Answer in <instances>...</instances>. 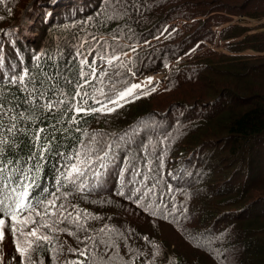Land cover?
<instances>
[{"label":"trees","instance_id":"obj_1","mask_svg":"<svg viewBox=\"0 0 264 264\" xmlns=\"http://www.w3.org/2000/svg\"><path fill=\"white\" fill-rule=\"evenodd\" d=\"M27 4L0 0V91L22 114L6 176L35 185L33 210L0 213V264H180L151 224L218 264H264V222L242 219L264 203V0H36L32 40Z\"/></svg>","mask_w":264,"mask_h":264},{"label":"rangeland","instance_id":"obj_2","mask_svg":"<svg viewBox=\"0 0 264 264\" xmlns=\"http://www.w3.org/2000/svg\"><path fill=\"white\" fill-rule=\"evenodd\" d=\"M33 1L35 2L36 0H28V4L25 6V8H21L19 10V13H20L19 26L22 29V34L19 36L20 37L25 36L24 38L29 39V40L34 39V36L36 35V33L32 30V27L34 25V21L32 19V16L30 15V12H31L33 6L28 11L26 10L27 7L30 5V3L31 4L34 3ZM248 22L250 25L251 24L255 25V24L260 23V22L254 21V20H248ZM263 23H264V21H263ZM162 78L163 77H161L160 75L154 74V75H147V76L138 77V78L134 79L132 86L127 91L123 92V94H126L129 92V90H131V94L125 95L123 99H121V97H119V99L116 101V103H119V104L125 103L128 99H130L133 96V94L137 90L144 89V88L148 87L149 85L154 84L155 86H159L160 84L163 83ZM218 131L219 130H217V132ZM253 149H256L255 155L253 158L259 159L261 154L257 152L258 148L255 146ZM257 162H256V165H257ZM260 163H261V166H263V163L262 162H260ZM260 163H259V167H260ZM240 182L242 184L244 182V179L241 178ZM105 189H107V190L113 189V186H111V184H108L107 187H105ZM110 193H111L110 191L104 192V193L98 195L97 197H93L91 199L102 198V199H106L107 201H110L109 197H112L113 199H116V200L120 199L119 197H116L115 195H110ZM261 193H264L263 190H261ZM225 196L226 195H224V197ZM219 199H221V198H219ZM193 205H194V201H192L191 208H193ZM253 208L254 209L250 213L245 212L243 214L244 217L242 219H246V220L250 219V221H252V219H256L258 223H262V221L264 222V203L263 204L260 203ZM98 209L99 208H96L97 211H98ZM255 212H261V213L256 214L258 216L255 217V215H253ZM234 214H237V213H234ZM190 216H191V219H194L193 220L194 223H197L200 220L198 217H194L193 212ZM135 220H136V223L138 225H140L142 223V218H139L138 216L135 217ZM253 224H255V223H253ZM191 227H193V226H191ZM140 229L144 233H148L151 236L157 237L159 240L165 241L168 244H170L171 250H174V251L180 253V256L182 258L180 264H187V263H185L186 261L191 262V263L218 264L208 254L193 251L192 248L189 246V244H187L186 242H184L182 240L181 235L169 225L160 226V230H157V228L153 224L143 226ZM170 252L172 253V251H170ZM173 253H175V252H173ZM245 260L247 261V263L251 264V262L248 260V258H245Z\"/></svg>","mask_w":264,"mask_h":264},{"label":"snow or ice","instance_id":"obj_3","mask_svg":"<svg viewBox=\"0 0 264 264\" xmlns=\"http://www.w3.org/2000/svg\"><path fill=\"white\" fill-rule=\"evenodd\" d=\"M24 75L27 76V73L25 72ZM22 80L23 78H21V82ZM12 82H15V78H13ZM29 82L31 83V80ZM42 83L43 82H41V85ZM32 93H36L41 98H43L44 96V93L39 91V89L36 86H33L31 91L29 92V95H32ZM130 94H131V90H129V92L126 94H122L121 99H123L125 95H130ZM60 103H63V101H60ZM43 106L47 107L49 110H51L53 107L51 101L47 102ZM76 111L77 113H79L84 110L77 108ZM21 116H22L21 113H15L14 110H10L6 108L2 91H0V213L10 216L12 221H17L18 214L22 210H25V209L33 210V206L30 205L27 201L29 199V190L35 187L33 183V178L27 173H21L23 176L22 179L13 180V175L17 171L13 169V172L8 173L6 176V173L8 172V169H7L8 161H5L3 157H4V146L7 144L8 137L4 135V132L6 130L9 134H14L15 131L17 130L16 121ZM6 119H7V124H5ZM43 131H44L43 129L35 130V135H34L35 141L38 142L40 140V133ZM47 151H48V148L46 146H41V159H43V153ZM71 171L72 173L82 174L81 170L76 167H73ZM7 201L12 202L11 211H6ZM4 223H5L4 219L0 218V241H2L4 238V233H3ZM19 223H26V221H19ZM11 231L15 233L16 229L12 228ZM30 235L36 236L37 233L33 231L30 233ZM37 239L47 240L48 237L46 236L37 237ZM18 250H20L19 246H18ZM20 254L21 256L25 255L23 250H20Z\"/></svg>","mask_w":264,"mask_h":264},{"label":"water","instance_id":"obj_4","mask_svg":"<svg viewBox=\"0 0 264 264\" xmlns=\"http://www.w3.org/2000/svg\"><path fill=\"white\" fill-rule=\"evenodd\" d=\"M33 2H34V1H33ZM33 4H34V3H32V4L30 3V5L27 7L26 10L28 11L29 9H31V7L33 6Z\"/></svg>","mask_w":264,"mask_h":264},{"label":"bare ground","instance_id":"obj_5","mask_svg":"<svg viewBox=\"0 0 264 264\" xmlns=\"http://www.w3.org/2000/svg\"><path fill=\"white\" fill-rule=\"evenodd\" d=\"M113 28V27H112ZM148 36V35H147ZM148 50H150V49H148ZM150 52H151V50H150ZM148 55V54H147ZM105 86V85H104ZM173 103V102H172ZM168 126V125H167ZM185 163H186V161H185ZM175 167V166H174ZM174 167H172V168H174ZM184 168V167H183ZM186 169V168H185Z\"/></svg>","mask_w":264,"mask_h":264}]
</instances>
